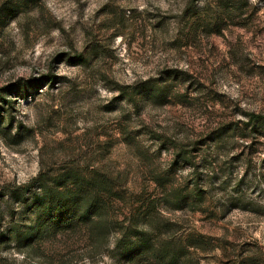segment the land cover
<instances>
[{
  "label": "rangeland",
  "instance_id": "rangeland-1",
  "mask_svg": "<svg viewBox=\"0 0 264 264\" xmlns=\"http://www.w3.org/2000/svg\"><path fill=\"white\" fill-rule=\"evenodd\" d=\"M252 114L264 117V0H0V264H160V246L180 264H264ZM73 172L117 178L123 195L93 225L27 243L18 195ZM125 235L144 256H122Z\"/></svg>",
  "mask_w": 264,
  "mask_h": 264
},
{
  "label": "trees",
  "instance_id": "trees-1",
  "mask_svg": "<svg viewBox=\"0 0 264 264\" xmlns=\"http://www.w3.org/2000/svg\"><path fill=\"white\" fill-rule=\"evenodd\" d=\"M82 62V60H81ZM47 80L52 84L55 80L50 75ZM38 88L39 81L33 80L26 85ZM41 85V84H40ZM121 94L130 96L127 88L118 89ZM263 116L256 114L250 115V121H262ZM192 152V151H191ZM188 158V155H182ZM193 157V155H190ZM187 162H191L193 173L199 172L200 166L197 165L192 158ZM52 183V184H51ZM204 191L197 181L191 185L192 207L199 208L200 201L204 197ZM123 191H120L117 185V178H112L108 174L96 172L89 177L79 172L59 175L47 183L43 176L34 178L29 185L25 186L23 191L18 195L17 200L21 201L24 207L34 217V229L24 239L27 243L35 242L40 234L48 230L56 232H64L75 229L79 226L93 225L104 215V211L108 207V201L114 198H120ZM178 204H181L178 202ZM134 234H137L133 231ZM146 229L142 230L141 236L148 235ZM139 237L140 235H135ZM139 237V241H135L134 237L125 235L119 241L122 253L125 259L132 262L145 254L148 248L146 240ZM196 245L186 246L187 249L195 248ZM181 249L177 248L174 252H169L163 246L154 250L151 255L160 264L165 263L166 258L170 256L168 264H180Z\"/></svg>",
  "mask_w": 264,
  "mask_h": 264
}]
</instances>
